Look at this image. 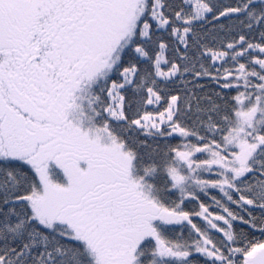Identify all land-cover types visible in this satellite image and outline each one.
<instances>
[{
  "label": "snow or ice",
  "instance_id": "snow-or-ice-1",
  "mask_svg": "<svg viewBox=\"0 0 264 264\" xmlns=\"http://www.w3.org/2000/svg\"><path fill=\"white\" fill-rule=\"evenodd\" d=\"M0 264H264V0H0Z\"/></svg>",
  "mask_w": 264,
  "mask_h": 264
},
{
  "label": "trees",
  "instance_id": "trees-1",
  "mask_svg": "<svg viewBox=\"0 0 264 264\" xmlns=\"http://www.w3.org/2000/svg\"><path fill=\"white\" fill-rule=\"evenodd\" d=\"M221 2H229V0H221ZM234 94V93H233ZM215 194V193H214ZM194 205L193 204H188L187 205V207L189 208V209H191L192 207H193ZM177 232H179V228H177Z\"/></svg>",
  "mask_w": 264,
  "mask_h": 264
}]
</instances>
